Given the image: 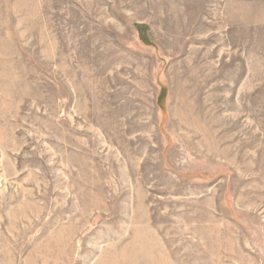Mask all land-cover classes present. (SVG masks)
<instances>
[{
	"label": "rangeland",
	"instance_id": "1",
	"mask_svg": "<svg viewBox=\"0 0 264 264\" xmlns=\"http://www.w3.org/2000/svg\"><path fill=\"white\" fill-rule=\"evenodd\" d=\"M0 264H264V0H0Z\"/></svg>",
	"mask_w": 264,
	"mask_h": 264
},
{
	"label": "trees",
	"instance_id": "2",
	"mask_svg": "<svg viewBox=\"0 0 264 264\" xmlns=\"http://www.w3.org/2000/svg\"><path fill=\"white\" fill-rule=\"evenodd\" d=\"M137 30H138V33H139V36H140V40H141L145 45H149V44H148V40H147V38H145V36H144V31H143V29H142V28H137Z\"/></svg>",
	"mask_w": 264,
	"mask_h": 264
}]
</instances>
